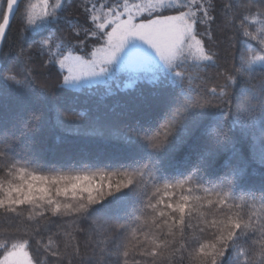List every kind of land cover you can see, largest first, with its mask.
<instances>
[{"label":"snow or ice","instance_id":"obj_1","mask_svg":"<svg viewBox=\"0 0 264 264\" xmlns=\"http://www.w3.org/2000/svg\"><path fill=\"white\" fill-rule=\"evenodd\" d=\"M65 7V0H0V42L14 25L19 34L21 28L31 33L38 30V22H52L47 35L26 37L32 41L27 49L23 39L13 52L0 47V57H10L7 66H0V81L15 80L27 97L11 120L0 119V210L11 221V233L0 242V264H42L41 250L52 264H264V190L241 189L243 195L235 191L249 160L264 166V153L253 147L252 156L246 157L240 144L247 132L241 128L238 136L233 131L255 120L257 111L264 112V85L258 96L243 97L235 120L230 110H222L231 97L219 85L204 93L203 102L167 91L169 77L182 86L184 73L178 69L199 68L202 63L205 68L219 67L220 54L209 46L211 42L219 48L216 32L232 33L227 36L228 49L239 51L241 37L255 42L248 47L249 72L257 61L264 62V0H228L221 5L215 0H87V26L69 27L77 37L82 32L93 40L90 50L82 40L59 35L55 26ZM256 23L262 27L256 29ZM227 56L233 52L227 51ZM37 58H42L47 74L36 75ZM243 61L241 54L226 70L225 85L239 84L237 64ZM121 73L134 82L146 74L160 80L168 104L154 125L144 122L145 108L132 95L108 111L97 108L87 122L84 113L67 103L71 90L118 80ZM208 96L219 102L214 104ZM209 109L222 114L213 120L211 134L204 124ZM48 127L83 141L82 151L91 137L103 142L101 151L111 145L105 170L73 171L76 161L67 165L69 171L45 164L35 148V135ZM197 130L204 145L191 174L177 171L167 178V150L175 143L179 152ZM259 139L264 141V124ZM138 145L147 150L143 157L135 154ZM33 163L50 168L51 174L30 171ZM89 164L85 159L79 167ZM217 164L220 171L211 180L192 184V174ZM186 184L192 185L187 194ZM20 206H31L27 217L18 211ZM85 223L103 228L101 233L92 228L93 238H103V247L93 249L91 256L82 251L75 234L84 229L68 230ZM53 226L58 227L55 247L52 238L43 244L42 236Z\"/></svg>","mask_w":264,"mask_h":264},{"label":"trees","instance_id":"obj_2","mask_svg":"<svg viewBox=\"0 0 264 264\" xmlns=\"http://www.w3.org/2000/svg\"><path fill=\"white\" fill-rule=\"evenodd\" d=\"M34 3L33 0H24V3ZM130 2H135V0H130ZM218 5L227 3L228 0H215ZM87 0H65L66 7L61 16L60 23L55 26L59 29V35L63 36L65 39H76L84 41L90 50L93 45V40L86 37L82 32L79 37L72 32L69 25L73 26H87L84 24V11L83 8ZM220 23L219 21L217 22ZM52 22L49 19L38 22L37 31L26 33L23 28L20 29V33L16 34L17 25L13 26V32L10 33L4 41L3 49L6 53L15 51L21 40H26V37L30 34L35 38H39L41 34L47 35V31L51 29ZM262 27L259 23L255 24V28L259 29ZM215 28V26H214ZM216 40L220 41L219 48L211 44L215 51L220 54V60L218 61L219 67H204L202 63L199 68L192 67L188 70L178 69L184 73V79L182 81L172 82L171 77L168 80L167 91L170 94L180 93L181 96L191 97L193 101L203 102L204 93L206 91L210 92L212 89L220 86L224 91L230 94L231 99L228 101V105L222 110L227 114L230 110L232 119H236V109L237 105L242 101L245 95L258 96L259 89L264 85V62L257 61L252 65V69L245 76H240L239 84H234L231 81L225 85L224 76L226 70L230 69L237 60L240 59L241 54L243 55L244 61H247L251 57V53L248 51L249 43L253 46L255 42H249L247 38L241 37L240 43L237 45L239 51L234 49H228L227 36H231V32H216ZM31 40H26L23 44L25 49L31 44ZM227 51H232L233 56H227ZM33 52L35 48L33 47ZM234 57V58H233ZM10 63V57H0V66H7ZM206 63V62H205ZM240 66V64H237ZM36 69V75L41 73L47 74L46 68L42 66V58H37V62L34 65ZM24 70L23 68L21 69ZM14 75V74H12ZM19 79V77H17ZM55 82V81H53ZM117 83L119 88H117ZM220 89H217L219 91ZM164 89L162 88L159 79L154 77L152 74H146L142 80L133 81V79L127 73L119 74L118 80H110L105 83H95L92 85H86L80 90H71L67 95V103L74 107L78 112L84 113L83 119L87 122L91 120L97 108L102 111H108L114 105L119 102L120 104L127 103L129 100V95L136 97V102L141 104L145 108L144 122H151L153 125L156 119L160 116L164 107L168 104L167 97L162 95ZM0 119L11 120L17 112H19L26 104L27 97L21 85L16 84L15 80H9L7 82L0 81ZM208 99H213V103H218L211 96L206 97ZM119 110V109H117ZM220 110L209 109L206 110L204 117V124L206 125V131L211 134L215 129L214 119H219L221 113ZM191 119H196L192 117ZM264 124V112L257 111L256 119L251 122H244L238 124L233 128V131L240 136L241 128L245 129L247 134L243 135L241 138L240 147L245 153L246 157H251L253 153V147L257 152L264 153V141L259 139L260 128ZM35 148L39 151L42 161L47 165H56L57 171H69L67 165L72 161L77 162V167L73 171H89V172H99L104 171V165L108 157L109 151L112 150L111 145L108 149H105L103 142L97 137L88 138V149L81 150L83 141L77 140V138L66 137L58 129L55 128H44L35 135ZM112 144L117 147L122 145L118 141H113ZM204 145L203 137L199 136V130L194 134L188 143L183 146V148L176 152V145L173 143L172 146L167 150L163 162V172L166 174L167 178H171L177 174V171L187 175L191 174V170L196 163L197 153L200 148ZM146 149L143 145H138L135 150V154L143 157L146 154ZM191 153V157L188 158V154ZM88 160L90 162L88 168L79 167V162L82 160ZM92 162H96L93 166ZM255 168V173L253 169ZM29 170L37 171L38 174H51L52 170L47 167H41L38 163H33ZM220 171L218 164L215 167L205 170L203 173L192 174V184L199 183L201 180L207 181L211 180L215 174ZM239 172V168L237 169ZM227 180V178H225ZM192 185H185V194H187V188ZM210 186V185H205ZM241 189L255 190L260 192L264 190V166L256 165L249 160V167L246 173L242 176H238L236 182L237 195H243L240 193ZM177 194L180 190L177 189ZM18 211L23 214V217H27L29 211H31V206H20ZM42 224H47V220L41 221ZM95 228L97 233L103 232V228L99 225H89L85 223L83 225H73L68 230H74L77 228H83V233L76 232L79 242L82 246V251L86 252L87 255L91 256L93 254V249L97 252L101 247H103V238L101 236H96L93 238L92 228ZM58 231V227H51V231H44L43 244H46L49 238L53 240V247H55L56 240L53 233ZM11 233V221L7 219L6 214L3 210H0V242L6 238ZM41 237L37 236L36 240H40ZM85 245L88 247L85 248ZM35 247H41L42 245H36ZM179 247V244H177ZM39 258L42 264H52L46 253L42 250L39 253Z\"/></svg>","mask_w":264,"mask_h":264},{"label":"clouds","instance_id":"obj_3","mask_svg":"<svg viewBox=\"0 0 264 264\" xmlns=\"http://www.w3.org/2000/svg\"><path fill=\"white\" fill-rule=\"evenodd\" d=\"M238 67L240 68L241 76H245L249 72L246 61H243Z\"/></svg>","mask_w":264,"mask_h":264},{"label":"water","instance_id":"obj_4","mask_svg":"<svg viewBox=\"0 0 264 264\" xmlns=\"http://www.w3.org/2000/svg\"><path fill=\"white\" fill-rule=\"evenodd\" d=\"M4 41L5 40H3L2 42H0V47H2V48H3Z\"/></svg>","mask_w":264,"mask_h":264},{"label":"rangeland","instance_id":"obj_5","mask_svg":"<svg viewBox=\"0 0 264 264\" xmlns=\"http://www.w3.org/2000/svg\"><path fill=\"white\" fill-rule=\"evenodd\" d=\"M34 1V3H39V0H33Z\"/></svg>","mask_w":264,"mask_h":264}]
</instances>
